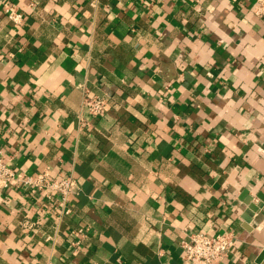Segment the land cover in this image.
Wrapping results in <instances>:
<instances>
[{
    "label": "crops",
    "instance_id": "crops-1",
    "mask_svg": "<svg viewBox=\"0 0 264 264\" xmlns=\"http://www.w3.org/2000/svg\"><path fill=\"white\" fill-rule=\"evenodd\" d=\"M254 5L0 0V153L16 173L49 168L80 188L68 215L56 195L1 189L0 264H195L180 246L196 232L235 238L210 264H264ZM85 94L106 100L101 117L81 110Z\"/></svg>",
    "mask_w": 264,
    "mask_h": 264
},
{
    "label": "built area",
    "instance_id": "built-area-1",
    "mask_svg": "<svg viewBox=\"0 0 264 264\" xmlns=\"http://www.w3.org/2000/svg\"><path fill=\"white\" fill-rule=\"evenodd\" d=\"M5 13L7 19L13 25H20L22 22V14L13 6L6 5ZM254 15L256 17H264V0H255ZM86 93V92H85ZM106 100L102 97L85 94L81 101V110L97 119L104 113ZM9 187H22L32 192L45 195L48 199H52L56 195L61 203L60 213L68 215L70 209L67 203L70 198L77 197L80 188L73 177L53 178L51 170L44 168L35 175H24L13 171L4 161L0 153V190ZM26 230L32 228V224L28 221L21 223ZM80 239L86 237V233L82 230L74 232ZM235 238L229 233H219L207 235L200 232L192 233L181 243V257L185 261L195 264H210L214 260L223 259L235 246ZM74 245L77 242H73Z\"/></svg>",
    "mask_w": 264,
    "mask_h": 264
}]
</instances>
